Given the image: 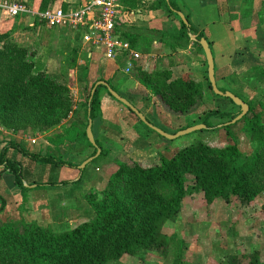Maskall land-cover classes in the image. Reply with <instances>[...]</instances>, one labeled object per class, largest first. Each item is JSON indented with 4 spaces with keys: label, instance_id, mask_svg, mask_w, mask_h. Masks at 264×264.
I'll return each instance as SVG.
<instances>
[{
    "label": "trees",
    "instance_id": "1",
    "mask_svg": "<svg viewBox=\"0 0 264 264\" xmlns=\"http://www.w3.org/2000/svg\"><path fill=\"white\" fill-rule=\"evenodd\" d=\"M52 2L53 0H38L36 10L43 11ZM161 3L169 15L178 21L177 39L183 38L188 41L187 31L193 30L188 22L185 26L175 15L179 8L172 0L167 2L162 0ZM38 24L44 26L33 21L29 28ZM75 33L79 39L80 32ZM201 36L198 34L194 42L199 50L201 49L197 40ZM120 39L126 40L124 36ZM128 42L131 48L134 47L133 41L128 39ZM32 56L33 54L25 47L11 40L9 32H0L1 127L15 131L49 129L66 118L70 112L71 103L67 87L46 73L40 63L32 62L29 59ZM121 59L116 58L115 65L121 63ZM86 60L88 58L85 54L84 61ZM204 66L202 75L211 98L215 102H227L229 106L220 107L216 104L214 107H208L198 119L203 124L210 119H216L217 124L228 123L238 114L239 108L229 99L211 92L206 78L205 60ZM85 68L83 67L81 71L82 91L85 97L82 99L84 106L82 131L79 132L83 146L78 148L76 154H80L88 147L91 149L89 156L91 157L95 149L87 142L84 130L87 118L91 119V122L94 119L100 120L97 93L100 88L103 90L105 88L98 86L88 103L92 86L96 81L103 80L97 78L89 81ZM215 74L213 69L214 77ZM128 75L149 90L172 113L186 114L203 105L202 87L186 76L171 80L170 74L166 71L148 73L135 64H132ZM255 76L251 70L241 81L245 84L246 80H252L254 84ZM230 78L232 77L228 79ZM228 79H222L228 81V87L217 89L221 92L229 91L248 106V111L240 119L243 121L241 131L244 138L253 146L248 155L241 153L235 142L213 147L197 141L180 148L168 158L159 157L157 164L148 167L116 161V170L110 175L104 188L97 194L90 193L85 196L91 215L76 226L61 232H52L27 223L21 224L19 228L11 224L0 225V264H109L117 262L123 256L134 257L140 252H152L165 257L171 244L174 245V251L170 264H184L181 240L166 236L162 228L177 217L181 202L188 193L199 194L206 205L217 199L228 202L231 198L239 203L248 204L256 196L264 193L262 107L258 110L257 102L240 96L233 88L235 82H229ZM103 82L115 91L109 80ZM252 85L251 93L254 91ZM105 93L110 97L106 90ZM236 123L222 124L219 128L229 134L230 128ZM94 142L99 148L100 145L95 139ZM11 150L38 165L51 167V171L60 166L73 167V164L61 162L47 154L28 153L13 142H6L0 150V166L12 175L13 184L21 196L31 190L67 184L54 183V180L42 183L32 179L24 186L21 163L6 155ZM100 152L101 155L104 153L102 149ZM30 185L34 187L29 188ZM2 208L1 201L0 212ZM260 211L264 214V203ZM226 260L227 264H261L259 252L256 250L241 252L238 257L230 255Z\"/></svg>",
    "mask_w": 264,
    "mask_h": 264
},
{
    "label": "rangeland",
    "instance_id": "2",
    "mask_svg": "<svg viewBox=\"0 0 264 264\" xmlns=\"http://www.w3.org/2000/svg\"><path fill=\"white\" fill-rule=\"evenodd\" d=\"M17 22L0 14V32H9L13 42L33 54L29 58L32 62L40 63L46 73L67 87L71 108L66 118L49 129L15 131L0 126L2 142H13L28 153L47 154L61 162H70L73 167L60 166L51 171V167L38 165L14 150L7 152L8 157L21 163L27 180L35 179L42 183L54 180V183L67 184L35 189L17 201L9 202L0 212V225L11 224L19 228L27 223L52 232L76 226L91 213L85 196L97 194L104 188L116 170V161L148 167L157 164L159 157L168 158L180 148L197 141L213 147L235 142L238 150L246 155L253 150L241 131L243 121L240 119L230 128L229 134L219 128L227 122L217 124L216 119H210L204 124L200 123L198 116L208 107L216 104L229 106L227 102L213 101L206 88H203V105L186 114L172 113L149 90L137 82L132 83V78L123 72L121 63L113 65L101 53L94 55L92 52L84 61L88 50L81 48L75 32L67 29L54 31L40 24L30 29L28 20L20 21L19 25ZM69 32L72 34L69 35ZM83 67H86L89 81L97 78L109 80L116 93L137 109L149 124L163 132L174 134L197 125L205 128L166 140L136 120L133 114L100 88L97 96L101 117L91 122V133L104 153L101 155L100 152L79 174L77 167L80 161L91 155L88 147L76 154L78 148L83 146L79 135L83 122L82 99L85 97L81 79ZM228 80L235 82L233 88L240 96L257 102L256 109L262 107L264 115V83L259 85L254 95L250 91L252 80H246L247 84L234 77ZM226 83L219 80L215 85L217 88L228 87V81ZM261 122L264 124V118ZM78 175L80 179L76 182ZM263 203L264 193L248 204L231 198L228 202L217 199L206 205L199 194L191 192L182 200L177 217L167 222L162 230L166 236L181 240L184 264H227L228 256L238 257L241 252L253 250L259 252L261 264H264V214L260 211ZM173 251L174 245L171 244L165 257L140 252L134 257L123 256L109 264H170Z\"/></svg>",
    "mask_w": 264,
    "mask_h": 264
},
{
    "label": "crops",
    "instance_id": "3",
    "mask_svg": "<svg viewBox=\"0 0 264 264\" xmlns=\"http://www.w3.org/2000/svg\"><path fill=\"white\" fill-rule=\"evenodd\" d=\"M6 1L23 2L33 9H37L38 3V0ZM85 1L87 0H53L49 8L77 9ZM164 1L167 2V0ZM172 1L179 8L175 11V15L176 12H180L184 18L186 17L185 20L193 30L187 31L188 41L183 38L177 39L178 21L172 18L162 6V0H118L115 34L119 38L124 36L128 44V39L133 41L134 47L131 48L130 45L129 47L141 55L139 61L132 63L148 73L166 71L170 74L171 80L186 76L203 89L205 88L202 75L205 70L204 57L202 51L194 44L195 41L188 37V34L194 38L201 34L211 51L213 69L216 72L215 84L223 78L235 77L238 80L245 78L252 70L256 75L253 78L255 84L252 85L253 93L256 94L255 90L258 91L259 85L264 83V0ZM16 20L18 21L16 24L19 25L24 19ZM28 23L31 26L32 23L29 21ZM60 30L63 29L54 31ZM72 33L69 32V35ZM81 34L80 32V36ZM81 46L82 49L89 51H87V58L90 52L94 55L102 54L100 49L90 48L83 43ZM119 57L122 58L121 65L124 66L125 59L122 56ZM115 63L114 61L113 65ZM131 80L132 83H136L134 79ZM5 144L6 142H2L0 136V150ZM30 181L32 180H27L24 176V184ZM33 187L34 185L29 186V188ZM18 198H21V193L13 184L12 175L0 166L2 210L9 202L17 201Z\"/></svg>",
    "mask_w": 264,
    "mask_h": 264
},
{
    "label": "built area",
    "instance_id": "4",
    "mask_svg": "<svg viewBox=\"0 0 264 264\" xmlns=\"http://www.w3.org/2000/svg\"><path fill=\"white\" fill-rule=\"evenodd\" d=\"M118 0H87L77 9L46 8L43 11L30 8L23 2L0 0V14L7 19L23 18L30 23L37 21L48 29H70L81 32L80 41L90 48L100 49L103 57L114 62L125 59L123 72L128 74L132 62L141 55L115 34L118 18Z\"/></svg>",
    "mask_w": 264,
    "mask_h": 264
},
{
    "label": "water",
    "instance_id": "5",
    "mask_svg": "<svg viewBox=\"0 0 264 264\" xmlns=\"http://www.w3.org/2000/svg\"><path fill=\"white\" fill-rule=\"evenodd\" d=\"M176 15L180 19V21L185 26H187V21L185 20L184 16L180 12H176ZM188 37L192 41H196L195 38L192 37L190 34H188ZM197 43H198V45L202 51V54H203V57L205 60L206 78H207V82L210 86L211 92L214 95L229 99L235 106H237L239 108L238 114L233 119H231L228 123H225L224 125L233 124L236 121H238L239 119H241L246 114V112L248 111V106L243 101H241L239 98H237L232 93H230L229 91L221 92L217 89V87L215 86V81H214V76H213V60H212V55H211V51L208 47V44H207L206 40L202 37L197 40ZM98 86H103L105 88L106 92L110 95V97L113 98L116 102L120 103L123 107L127 108L138 119V121H140V123H142L144 126H146L147 128H149L150 130L155 132L157 135L163 137L166 140H172V139H175L179 136L187 135L191 132L205 128L202 125H197V126H192L190 128L184 129V130H180L174 134H167V133L163 132L161 129L154 127L151 124H149V122H147V120L143 117V115L137 109H135L126 99H124L123 97L118 95L115 91H113L103 81H96L94 83V85L92 86L90 93H89L88 103L90 102L91 97L93 96L94 91L96 90V88ZM88 113H89V110L87 109V116H88ZM84 133H85V137H86L87 142L95 149V153L93 156L88 157L87 159L82 161L80 165H78L77 168H78L79 172L81 170H83V168L85 167V165L87 163H89L92 159L97 157L100 153V149L96 146V144L94 142V138H93L92 133H91V119H89V118H87ZM78 179H79V175L77 176L76 180H78ZM23 185L26 186L25 184H23Z\"/></svg>",
    "mask_w": 264,
    "mask_h": 264
}]
</instances>
